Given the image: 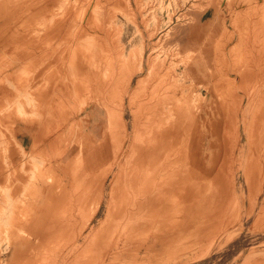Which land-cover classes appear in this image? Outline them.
<instances>
[{"label":"rangeland","instance_id":"374dc122","mask_svg":"<svg viewBox=\"0 0 264 264\" xmlns=\"http://www.w3.org/2000/svg\"><path fill=\"white\" fill-rule=\"evenodd\" d=\"M45 1L0 0V45L6 46L7 44V47L13 48L14 46L15 48V46L20 43L19 46H24L27 52L32 49V52L35 51V47H39L38 51L44 49L42 52L37 53L38 55H50L51 52L53 54V51L59 52L66 50V52H59L58 54L68 56L61 58V61L60 58L47 57L35 58L34 60L31 59V61L28 59V62L24 63V65L19 68L20 70L17 69V72L15 71V73H13L15 76H13L11 73L12 68L10 67V69L9 65H12L13 62H20L21 60H8L5 56L7 53L4 51L6 48L0 49V57L2 55V57L6 58L0 59V76H2L0 77V264H264V115L261 116V119L259 118V115L264 113V91L261 90L264 89V0H125V2L124 0H118L117 2L116 0ZM222 6L225 7L227 11ZM232 10L233 13H230ZM261 12L262 14H260ZM59 15L61 17H59ZM248 15L250 16L249 19L247 17ZM92 20L93 23L91 22ZM220 21H222L221 24ZM71 22L73 23L68 26ZM85 25L89 27L87 26V28ZM192 25H194L195 28ZM219 25L221 26L220 29ZM66 27H70V29ZM84 28L86 30H83ZM48 31H52L54 34ZM192 33L194 35H192ZM233 33L234 36L232 35ZM69 34H71V36ZM55 35H57L56 38L54 37ZM4 37L5 39H3ZM105 37L111 38L110 41H108L109 39H105ZM199 39L202 41H199ZM209 39L212 40V42ZM13 40L16 43H13ZM6 41L9 43L12 42V45L11 43H6ZM1 42L3 44H1ZM109 47L110 49L118 47L121 52L119 61L125 66L121 76L122 85L124 86L128 78H131L133 81L132 88L134 90L136 89L137 92V102L134 107L131 108L127 101L125 105L124 119L129 130V144L132 142L134 134L137 138L136 145L138 147L143 146V142L145 145L150 144L152 138L151 134L157 124L163 123L168 127H174L175 133L172 130L171 137L169 136L167 138L165 146L159 150L160 152L158 151L156 153L157 155L154 156L151 162L148 159V167H157L160 170L159 173H161H157V179L154 180L155 186L158 187L155 189L157 191L170 189L164 197H161V199L168 203V210L166 212V215H168L167 223L165 226L159 223L155 226L147 224L141 228L130 229L125 233H118L117 235L116 233H111L110 235L112 237L108 234V237L106 236L104 238V240L107 238L104 243L103 239L99 242L98 240L96 241L95 238H91L90 241L89 230H87L85 233L86 235L79 240L77 245L75 244L77 234L82 231L86 221L93 215L98 200L100 199L98 188L99 181L103 175L107 174V172L109 173L111 168L110 162L107 164L108 166L106 164V166H102L98 163L100 168L96 163L94 165V162L97 161V157L89 155L91 152V145L97 147L102 141L103 136L107 137V135H109L108 137H110L111 140L109 142L110 145L113 143L112 146H110L111 160L113 158L112 153L117 151L121 144V133L119 126H117L118 123L116 120H113L111 124V118H116V110L119 109L121 105L120 103L124 92L121 89L115 90L111 98L109 96L108 107L101 97V92L95 90L93 87V81L96 79L100 78L102 81L106 82L105 80H109L110 77H112L109 71L111 66H108L110 60L107 59L110 55L108 53L110 51L107 52ZM102 49L107 50L101 52L100 50ZM213 52L215 54H213ZM244 54L246 55L244 56ZM102 55L105 56L103 57ZM74 56H79L80 58ZM150 58L151 61H149ZM79 63H81V65H79ZM141 64L143 65L142 72L140 71ZM78 65L79 67H77ZM208 65L210 66L208 67ZM221 65L226 69H223ZM214 68L215 70H212ZM227 68H229V70ZM4 69L7 70L5 71ZM65 70L66 73H64ZM5 72L6 74H3ZM150 72L151 77H148L150 76ZM57 76L58 78H56ZM243 76H246V78ZM230 77L231 79H229ZM139 79L143 83L140 87H138V83L140 82ZM257 79L259 81L262 79L260 84ZM214 81L216 84H214ZM218 85H220V88ZM53 90L55 93L52 92ZM182 92L184 95H182ZM151 93H154L153 97L156 102L161 104L159 109H155L154 107L151 108L145 104L147 102L146 98L149 97ZM236 94L240 96H236ZM57 99L59 103H55L58 102ZM56 104L58 105L57 107L55 106ZM48 105L49 107L47 110ZM225 106L226 108L224 109ZM254 106L255 109L253 108ZM55 107L56 109H53ZM210 110H212V112ZM219 110L221 114L217 113L220 112ZM51 113L55 115V119H52L54 116L52 117ZM216 114H218L217 120L215 119ZM46 117L48 119H46ZM201 117L203 120H201ZM237 118L239 123L236 120ZM215 120L218 122L216 123ZM212 121L215 124H213ZM226 121H229V123H226ZM196 122L201 124L199 126L200 129ZM223 122L226 124L223 125ZM211 123L214 125L213 130L214 128H218V126L221 128L213 131ZM187 125L188 127H186ZM116 127H118V129ZM229 127L231 129H229ZM194 128L195 130H193ZM222 130H225L224 134L226 137L222 133ZM55 131L61 132L56 135ZM136 131L137 134L135 133ZM216 131L219 134H216ZM195 132L198 133V140L201 138V141L197 140L199 143L196 141ZM254 133L261 137L255 136ZM235 134L236 136L239 135L236 137ZM53 135L56 139L53 138ZM222 135L227 140H225ZM246 135H248L249 138ZM185 139L187 140L186 142ZM191 139H193V142ZM253 140L256 143H254ZM223 141H225V144L228 146L227 148L223 147L226 146L223 145ZM227 141H231L230 145H228L229 143ZM196 144H198L199 147ZM182 148L184 151H182ZM195 148L199 149V152L196 151V153ZM225 148L226 150L224 151ZM226 151L231 155H226ZM175 152H177L178 155H176L177 153ZM199 153H201V155ZM222 153L225 154L223 155ZM138 155L139 153L137 154L136 152L129 156L133 159H137ZM170 155L171 157H169ZM188 155H190V158H188ZM121 156H123V152H121ZM13 157H16V159ZM194 157L196 158L195 160H193ZM198 157L199 159L197 160ZM229 157L230 160L228 159ZM223 158L227 159L224 160ZM196 160L199 163L196 162L195 166L194 163ZM253 160H255L256 162H254L257 164H255ZM227 161L229 165L226 163ZM203 162L207 168L204 166ZM216 162H219L220 165ZM223 162H225L226 166ZM250 162L254 163L252 167L250 166L251 168L249 167ZM191 163H193V166ZM222 163V166L226 167L225 169H222ZM212 166L215 167H213V172L211 171ZM248 168H250V170H248ZM84 169H88L87 172L93 173L89 174V182L91 181L89 185L91 187L87 185L83 177L80 176V174H85ZM253 169H256L255 171L257 172ZM219 171H221L222 174L220 172L219 175ZM206 172L208 177L206 175L204 178L203 176ZM224 172H226L227 175H223ZM110 173L107 181V190H105L102 203L96 213L94 225L97 224V221L104 218L106 204L111 198L109 197V193H113L114 195L116 193L115 187L114 189L112 188V183L118 178V169ZM252 173L253 175H257L253 176ZM162 175H166L165 178L167 177V183L163 182L164 176ZM229 176H232V178ZM250 176H253L254 179L253 177L250 178ZM217 177L220 181L217 180ZM193 178L196 179L194 180ZM224 179H228L227 182L224 181ZM179 180L181 181L180 183ZM191 180L195 181L196 185L195 182ZM216 181H218V184L219 182L221 184L218 185L215 183ZM173 182H175L176 185ZM191 182L193 184H191ZM172 185L175 187H172ZM227 185L229 190L226 189ZM169 186L172 187V189L169 188ZM73 187H75V189H73ZM219 190H221L220 192L223 196L220 194ZM201 191L205 192L202 193ZM86 192L88 193L87 195ZM184 193L186 195L189 194L188 197H190L188 198L186 195H183ZM167 196L168 198H165ZM177 196L178 198H174ZM94 197H96V200ZM119 197L120 192L118 191L116 198ZM223 197L226 203L223 201ZM65 198H69V200ZM49 199H51V201L56 200L58 204L50 202ZM199 200H201V202ZM217 200H219V202ZM194 201L196 203L199 202L195 205L196 203L193 204ZM45 202L46 205H43ZM64 202H69V204ZM186 202L188 204H186ZM55 207L56 209H53ZM185 208L188 210H185ZM221 208H224L223 211H221ZM37 211L41 213L38 214ZM75 211V215H72ZM71 212L72 214H70ZM213 212L218 216L215 214L213 215ZM68 215L70 217H68ZM185 216L186 218L188 217V220L185 219ZM62 218L64 220H62ZM52 220H54V222ZM61 222H64L65 227L60 229L57 228L55 230L57 234H44L45 232L53 231L54 227L52 226L61 224ZM28 224H30V226H28ZM199 226H201L204 231L199 228ZM25 228L28 229L26 230ZM198 228L199 231L197 232L196 229L198 230ZM200 229L202 233H200ZM205 229H207L206 232ZM40 232L42 235H40ZM126 239H129L130 242L127 243Z\"/></svg>","mask_w":264,"mask_h":264},{"label":"bare ground","instance_id":"6f19581e","mask_svg":"<svg viewBox=\"0 0 264 264\" xmlns=\"http://www.w3.org/2000/svg\"><path fill=\"white\" fill-rule=\"evenodd\" d=\"M45 1V0H44ZM52 1V0H51ZM83 1V0H82ZM91 1V0H90ZM94 1V0H93ZM100 1V0H99ZM98 1V2H99ZM105 1V0H104ZM118 0H116V2H117ZM135 1V0H134ZM261 1V0H260ZM46 2V1H45ZM49 2V1H48ZM96 2V1H95ZM124 2H125V0H124ZM220 2V1H219ZM42 3V2H41ZM84 3V2H83ZM34 4V3H33ZM47 4V3H46ZM45 4V5H46ZM85 4H86V2H85ZM95 4V3H94ZM114 4V3H113ZM117 5H119L118 3H116ZM122 4V3H121ZM125 4H128V3H125ZM221 4V3H220ZM224 4V3H223ZM12 5V4H11ZM35 5V4H34ZM49 5H50V3H49ZM48 5V6H49ZM88 5H89V3H88ZM122 5H124V4H122ZM219 5V4H218ZM1 6V5H0ZM43 6V5H42ZM57 6V5H56ZM86 6V5H85ZM90 6H91V4H90ZM125 6V5H124ZM127 6V5H126ZM214 6V5H213ZM227 6V5H226ZM8 7V6H7ZM46 7V6H45ZM115 7V6H114ZM138 7V6H137ZM223 7V6H222ZM248 7V6H247ZM43 8V7H42ZM53 8V7H52ZM74 8V7H73ZM139 8V7H138ZM223 8H225V7H223ZM32 9V8H31ZM45 9V8H44ZM48 9V8H47ZM51 9V8H50ZM226 9V8H225ZM40 10V9H39ZM81 10V9H80ZM86 10V9H85ZM87 10L89 11V9L87 8ZM139 10V9H138ZM208 10H210V9H208ZM215 10V9H214ZM224 10V9H223ZM9 11V10H8ZM35 11V10H34ZM47 11V10H46ZM78 11V10H77ZM105 11H107V10H105ZM211 11V10H210ZM226 11H227V9H226ZM241 11V10H240ZM56 12V11H55ZM91 12V11H90ZM89 12V13H90ZM33 13H35V12H33ZM137 13V12H136ZM230 13H233V10H232V12H230ZM252 13V12H251ZM44 14H46V13H44ZM86 14V13H85ZM260 14H262V12L260 13ZM10 15V14H9ZM19 15V14H18ZM7 16V15H6ZM16 16V15H15ZM241 16V15H240ZM253 16V15H252ZM3 17V16H2ZM19 17V16H18ZM59 17H61L60 15H59ZM85 17V16H84ZM89 17V16H88ZM222 17V16H221ZM248 17V19H249V15L247 16ZM12 18V17H11ZM109 18V17H108ZM223 18H224V16H223ZM252 18H254V17H252ZM258 18V17H257ZM4 19V18H3ZM2 19V20H3ZM63 19V18H62ZM105 19V18H104ZM219 19H221V18H219ZM246 19V18H245ZM6 20V19H5ZM14 20V19H13ZM90 20H91V18H90ZM89 20V21H90ZM215 20V19H214ZM224 20V19H223ZM67 21H68V19H67ZM66 21V22H67ZM72 21V20H71ZM138 21V20H137ZM210 21V20H209ZM232 21V20H231ZM65 22V23H66ZM74 22V21H73ZM73 22H71L70 24H68V26L69 25H71ZM81 22V21H80ZM92 23H93V20L91 21ZM214 22V21H213ZM230 22V21H229ZM261 22V21H260ZM56 23V22H55ZM104 23V22H103ZM209 23V22H208ZM210 23H211V21H210ZM219 23V22H218ZM222 23V21H220V24ZM245 23V22H244ZM256 23H258V22H256ZM263 23V22H262ZM11 24V23H10ZM13 24V23H12ZM86 24H87V22H86ZM214 24V23H213ZM16 25V24H15ZM18 25V24H17ZM55 25V24H54ZM81 25V24H80ZM104 25V24H103ZM212 25V24H211ZM12 26V25H11ZM52 26V25H51ZM75 26H76V24H75ZM74 26V27H75ZM86 26V25H85ZM88 26V25H87ZM86 26V27H87ZM193 27H194V25H192ZM212 26H214V25H212ZM220 26V25H219ZM218 26V27H219ZM230 26V25H229ZM250 26V25H249ZM80 27V26H79ZM83 27V26H82ZM89 27V26H88ZM87 27V28H88ZM104 27V26H103ZM192 27V28H193ZM231 27V26H230ZM235 27V26H234ZM258 27V26H257ZM259 27H260V24H259ZM15 28V27H14ZM53 28V27H52ZM67 28V27H66ZM102 28V27H101ZM191 28V27H190ZM195 28V27H194ZM221 28V26L219 27V29ZM237 28V27H236ZM249 28V27H248ZM65 29V28H64ZM67 29H70V27L69 28H67ZM81 29V28H80ZM197 29V28H196ZM219 29H218V31H219ZM225 29V28H224ZM227 29H229V28H227ZM238 29V28H237ZM259 29V28H258ZM261 29V28H260ZM11 30V29H10ZM83 30H86L85 28L83 29ZM89 30H91V29H89ZM96 30V29H95ZM95 30H92V31H95ZM101 30V29H100ZM215 30V29H214ZM217 30V29H216ZM243 30V29H242ZM245 30V29H244ZM7 31V30H6ZM55 31H57V30H55ZM71 31V30H70ZM88 31V30H87ZM86 31V32H87ZM91 31V32H92ZM226 31V30H225ZM230 31V30H229ZM232 31V30H231ZM260 31V30H259ZM49 33L50 32H52V31H48ZM73 32V31H72ZM101 32H102V30H101ZM100 32V33H101ZM103 32H104V28H103ZM102 32V33H103ZM233 32V31H232ZM48 33V34H49ZM53 33V32H52ZM66 33H67V30H66ZM85 33V32H84ZM89 33H90V31H89ZM97 33V32H96ZM197 33V32H196ZM198 33H199V31H198ZM8 34V33H7ZM54 34V33H53ZM52 34V35H53ZM57 34V33H56ZM64 34H65V31H64ZM105 34H106V31H105ZM51 35V36H52ZM70 36H71V34H69ZM92 35V34H91ZM99 35V34H98ZM101 35V34H100ZM192 35H194L193 33H192ZM210 35V34H209ZM209 35H207L208 37H210ZM224 35H225V33H224ZM233 36H234V33L232 34ZM239 35V34H238ZM246 35V34H245ZM248 35V34H247ZM264 35V34H263ZM56 36L57 35H55L54 37L56 38ZM58 36H60V35H58ZM63 36V35H62ZM62 36H61V38H62ZM81 36V35H80ZM84 36V35H83ZM86 36V35H85ZM90 36V35H89ZM202 36V35H201ZM201 36H199V37H201ZM253 36V35H252ZM258 36V35H257ZM261 36V35H260ZM66 37V36H65ZM194 37H196V36H194ZM193 37V38H194ZM218 37V36H217ZM226 37V36H225ZM254 37V36H253ZM262 37V36H261ZM264 37V36H263ZM11 38V37H10ZM14 38V37H13ZM58 38V37H57ZM67 38V37H66ZM72 38V37H71ZM83 38V37H82ZM103 38V37H102ZM101 38V39H102ZM113 38V37H112ZM203 38H205V37H203ZM249 38H250V36H249ZM1 39V38H0ZM3 39H5V37L3 38ZM44 39V38H43ZM53 39V38H52ZM63 39H64V37H63ZM79 39V38H78ZM105 39H109V38H107V37H105ZM111 39V38H110ZM110 39L108 40V41H110ZM195 39H197V38H195ZM212 39V38H211ZM229 39V38H228ZM240 39V38H239ZM262 39V38H261ZM7 40H9V39H7ZM15 40V39H14ZM14 40H13V43H16V42H14ZM36 40V39H35ZM59 40V39H58ZM66 40V39H65ZM81 40V39H80ZM97 40V39H96ZM95 40V41H96ZM210 40V39H209ZM218 40V39H217ZM242 40V39H241ZM10 41V40H9ZM75 41V40H74ZM107 41V42H108ZM199 41H202V40H200L199 39ZM211 42H212V40H210ZM230 41V40H229ZM233 41V40H232ZM231 41V42H232ZM18 42H20V41H18ZM33 42H35V41H33ZM37 42V41H36ZM71 42V41H70ZM195 42V41H194ZM208 42V41H207ZM206 42V43H207ZM227 42V41H226ZM252 42V41H251ZM254 42V41H253ZM258 42H259V40H258ZM4 43H5V41H4ZM6 43H9L8 41H6ZM11 43V45H12V42H10ZM9 43V44H10ZM21 43H22V41H21ZM26 43V42H25ZM80 43V42H79ZM104 43L106 44V42L104 41ZM113 43V42H112ZM111 43V44H112ZM235 44H237L236 42H234ZM1 44H3L2 42H1ZM30 44V43H29ZM35 44V43H34ZM45 44V43H44ZM74 44V43H73ZM207 44H209V43H207ZM206 44V45H207ZM216 44V43H215ZM258 44V43H257ZM256 44V45H257ZM18 45V44H17ZM17 45L15 46V48H14V46H13V48H11V47H7L8 45L6 44V46L5 45H0V49L1 48H6V50H4L5 51V53H7V55H5L6 56V58L9 60V59H16V60H14V61H17V60H21L20 62H13L12 63V65L10 66L9 65V68L11 69V73L13 74V73H15V71L17 72V69H19L21 66H23L24 65V63H27L28 61V59H29V61H31V59H35V58H45V57H47V58H60V61H61V58H64V57H66L67 55H59L58 53L59 52H66V50H64V51H59V52H57V51H53V54H52V52L50 53V55H42V54H40V55H38L37 53H39V52H42V51H38L39 49V47L37 48V47H35V51H33L32 52V50H29L28 52L26 51V49H25V47L24 46H19L20 45V43H19V45H18V47H17ZM39 45V44H38ZM99 45V44H98ZM107 45V44H106ZM210 45H211V43H210ZM225 45H226V43H225ZM234 45V44H233ZM249 45V44H248ZM248 45H246V46H248ZM254 45V44H253ZM55 46H56V43H55ZM54 46V47H55ZM201 46V45H200ZM208 46V45H207ZM218 46V45H217ZM242 46H244V45H242ZM262 46V45H261ZM52 47V46H51ZM104 47V46H103ZM203 47V46H202ZM223 47V46H222ZM221 47V48H222ZM236 47H237V45H236ZM257 47H259V46H257ZM8 48V49H7ZM41 48V47H40ZM43 48V47H42ZM73 48V47H72ZM107 48H108V46H107ZM205 48V47H204ZM213 48H214V46H213ZM217 48V47H216ZM249 48V47H248ZM78 49V48H77ZM210 49V48H209ZM212 49V48H211ZM215 49V48H214ZM225 49V48H224ZM223 49V50H224ZM230 49V48H229ZM258 49V48H257ZM107 49H102V50H100L101 52L103 51H106ZM202 50V49H201ZM206 50V49H205ZM204 50V51H205ZM220 50V49H219ZM243 50H244V47H243ZM2 51V50H1ZM31 51V52H30ZM37 51V52H36ZM108 51H110V52H108ZM211 51H213V50H211ZM226 51V50H225ZM238 51V50H237ZM251 51V50H250ZM259 51V50H258ZM262 51H263V49H262ZM48 52V51H47ZM50 52V51H49ZM67 52H68V49H67ZM107 52L110 54L109 55V57L107 58L108 60H110L111 61V63H110V61H109V65L108 66H111V69L110 68H108V69H110L109 71H110V73L112 74L111 76L112 77H110V75H109V77H110V79L108 80H105L106 82H104V81H102V79H100V78H98V79H96L95 81H93V87L95 88V90H97V91H100L101 92V97H102V99H104V103L106 104V106H108L109 107V104H108V99H109V96H110V98H111V96H112V94L114 93V91L115 90H118V89H121L124 93H123V96H122V99H121V105H120V107H119V109H117L116 111V118L115 119H113V118H111V116H110V118H111V124H112V122H113V120H116V122L118 123V125L117 126H119V129H120V133H121V144H120V147L118 148V150L117 151H114L112 154H113V158L110 160V151H111V148H110V146H112V144L110 145V137H108L109 135H107V137H104L103 136V139H102V141L100 142V144L99 145H97V147H95L94 145H91V148H90V156L91 155H93V156H96L97 157V161L96 162H94V165H95V163H96V165L98 166L99 164L100 165H107V164H109V162H110V166H111V168H110V171H109V173L111 172V173H113V171L115 170V169H118V175H117V180L116 181H114L112 184V188L114 189V187H115V190H116V193H115V195L113 194V193H109V197H111L110 199H109V201L107 202V204H106V211H105V214H104V218L102 219V220H99V221H97V224L96 225H94V221H95V217H96V213H97V211H98V209H99V206L101 205V203H102V197H103V195L105 194V190H107V181H108V177H109V173L107 172V174H105V175H103L102 176V178L100 179V181H99V185H98V188H99V194H100V196H99V200H98V204H97V206H96V209L94 210V213H93V215L86 221V223H85V225L83 226V229H82V231H80L78 234H77V237H76V239H75V244H77V243H79V240L82 238V237H84L86 234V232H87V230H89V240L91 241V238L93 239V238H95V240L97 241H99L100 242V240L101 239H103V243H104V241H106V239L104 240V238L109 234H111V233H116V235L118 234V233H125L127 230H130V229H138V228H141L142 226H144V225H147V224H150V225H152V226H155L156 224H161L162 226H165L166 225V223H167V216L168 215H166V212H167V210H168V203L166 202V201H164L163 199H161V197L163 196H165L166 194H167V192H168V190H170V189H167V190H161V191H157L155 188H158V187H156L155 186V184H154V180L155 179H157V173H159L160 172V170L157 168V167H148V164H149V160H150V162L154 159V156H156L157 154V152L160 150V149H162L164 146H165V144H166V142H167V138L172 134V130H173V132H174V127L173 128H171V127H168L167 125H164L163 123L162 124H157V125H155V127H154V130H153V132H152V134H151V141H150V144H148V145H145L144 144V142H143V146H137L136 145V140H137V138H136V135L134 134V138L132 139V142L129 144V141H130V135H129V130H128V125H127V123H126V121H125V105H126V101L128 102V104H129V106L131 107V108H133L134 107V105H135V103L137 102V100H136V96H137V92H136V89L134 90L132 87H133V81H132V79L131 78H128V80H127V82H126V84L123 86L122 85V82H121V76H122V70H123V68L125 67L124 66V64L123 63H121L120 61H119V59H120V51H119V49H118V47L116 48H111L110 49V47H109V50H107ZM203 52V51H202ZM219 52V51H218ZM222 52V51H221ZM228 52H229V50H228ZM242 52V51H241ZM240 52V53H241ZM46 53V52H45ZM114 53H115V55H114ZM226 53V52H225ZM233 53V52H232ZM245 53V52H244ZM78 54V53H77ZM85 54V53H84ZM101 54V53H100ZM118 54V55H117ZM143 54H144V52H143ZM205 54H206V52H205ZM213 54H215L214 52H213ZM212 54V55H213ZM220 54V53H219ZM229 54V53H228ZM235 54H236V52H235ZM80 55V54H79ZM211 55V56H212ZM246 54H244V56H245ZM261 55V54H260ZM264 55V54H263ZM72 56V55H71ZM82 56V55H81ZM103 56V55H102ZM105 56V55H104ZM103 56V57H104ZM107 56H108V54H107ZM106 56V57H107ZM220 56V55H219ZM236 56V55H235ZM238 56V55H237ZM249 56V55H248ZM68 57V56H67ZM74 57H78V58H80L79 56H74ZM151 57V56H150ZM227 57V56H226ZM242 57V56H241ZM1 58H5V57H2V55H1V57H0V59ZM5 58V59H6ZM212 58H213V56H212ZM215 58V57H214ZM233 58V57H232ZM237 58V57H236ZM245 58V57H244ZM249 58V57H248ZM260 58V57H259ZM66 59V58H65ZM106 59V60H107ZM206 59H207V57H206ZM208 59H209V57H208ZM25 60H26V62H25ZM38 60V59H37ZM83 60V59H82ZM82 60H80V61H82ZM107 60V61H108ZM211 60V59H210ZM236 60V59H235ZM242 60V59H241ZM255 60H256V58H255ZM47 61V60H46ZM59 61V62H60ZM71 61V60H70ZM149 61H151V58H150V60ZM152 61H154V60H152ZM176 61V60H175ZM178 61V60H177ZM207 61V60H206ZM225 61V60H224ZM233 61V60H232ZM231 61V62H232ZM240 61V60H239ZM260 61V60H259ZM3 62V61H2ZM39 62H40V60H39ZM57 62V61H56ZM63 62V61H62ZM105 62V61H104ZM205 62V61H204ZM211 62V61H210ZM216 62V61H215ZM247 62H248V60H247ZM6 63H8V62H6ZM54 63V62H53ZM149 63V62H148ZM223 63V62H222ZM241 63H242V61H241ZM1 64V63H0ZM57 64V63H56ZM67 64V63H66ZM88 64V63H87ZM106 64V63H105ZM150 64V63H149ZM157 64V63H156ZM221 64V63H220ZM238 64H240V63H238ZM250 64V63H249ZM50 65V64H49ZM58 65V64H57ZM63 65V64H62ZM72 65V64H71ZM79 65H81V63H79ZM79 65L77 66V67H79ZM86 65V64H85ZM214 65H216V64H214ZM223 65V64H222ZM221 65V67L223 68V66ZM228 65V64H227ZM230 65V64H229ZM233 65V64H232ZM264 65V64H263ZM5 66V65H4ZM149 66V65H148ZM210 65H208V67H209ZM226 66V65H225ZM235 66V65H234ZM259 66H261V65H259ZM3 67V66H2ZM6 67V66H5ZM8 67V66H7ZM29 67V66H28ZM30 67H32V66H30ZM65 67V66H64ZM81 67V66H80ZM96 67V66H95ZM139 67V66H138ZM164 67H165V65H164ZM218 67H219V65H218ZM257 67V66H256ZM45 68V67H44ZM69 68V67H68ZM149 68H150V66H149ZM159 68V67H158ZM217 68V67H216ZM225 68V67H224ZM223 68V69H224ZM260 68V67H259ZM66 69V68H65ZM92 69V68H91ZM108 69H107V71H108ZM125 69V68H124ZM166 69H168V68H166ZM171 69H173V68H171ZM226 69V68H225ZM228 70H229V68H227ZM233 69H235V68H233ZM245 69V68H244ZM247 69V68H246ZM3 70V69H2ZM5 71L7 70V69H4ZM20 70V69H19ZM29 70V69H28ZM56 70V69H55ZM90 70V69H89ZM155 70V69H154ZM212 70H215V68L214 69H212ZM237 70V69H236ZM10 71V70H9ZM50 71V70H49ZM63 71V70H62ZM61 71V72H62ZM112 71V72H111ZM140 71L142 72L143 71V65L141 64L140 65ZM233 71H235V70H233ZM250 71V70H249ZM248 71V72H249ZM257 71V70H256ZM259 71H260V69H259ZM258 71V72H259ZM1 72H3V71H1ZM43 72V71H42ZM52 72V71H51ZM132 72V71H131ZM188 72V71H187ZM217 72V71H216ZM236 72V71H235ZM244 72V71H243ZM257 72V73H258ZM64 73H66V70H65V72ZM84 73V72H83ZM96 73V72H95ZM124 73V72H123ZM158 73V72H157ZM209 73V72H208ZM218 73V72H217ZM233 73V72H232ZM241 73V72H240ZM3 74H6V72L5 73H3ZM90 74V73H89ZM194 74V73H193ZM259 74L261 75V73L259 72ZM9 75V74H8ZM33 75V74H32ZM84 75V74H83ZM95 75V74H94ZM107 75V76H108ZM148 75V74H147ZM149 75L150 76H148V77H151V72L149 73ZM168 75V74H167ZM236 75V74H235ZM254 75V74H253ZM10 76V75H9ZM13 76H15L14 74H13ZM46 76V75H45ZM66 76V75H65ZM155 76V75H154ZM163 76V75H162ZM193 76V75H192ZM226 76V75H225ZM246 76H249V75H246ZM246 76L244 77V78H246ZM264 76V75H263ZM0 77H2V76H0ZM11 77V76H10ZM38 77V76H37ZM47 77V76H46ZM70 77V76H69ZM81 77V76H80ZM108 77V78H109ZM147 77V76H146ZM161 77V76H160ZM212 77V76H211ZM237 77V76H236ZM240 77V76H239ZM261 77V76H260ZM32 78H33V76H32ZM56 78H58V76L56 77ZM63 78V77H62ZM103 78V77H102ZM178 78V77H177ZM249 78V77H248ZM251 78V77H250ZM45 79V78H44ZM124 79V78H123ZM222 79V78H221ZM229 79H231V77L229 78ZM228 79V80H229ZM233 79V78H232ZM263 79V78H262ZM262 79H261V81H262ZM16 80V79H15ZM60 80V79H59ZM103 80H104V78H103ZM140 80V79H139ZM149 80H150V78H149ZM153 80V79H152ZM163 80V79H162ZM170 80H171V78H170ZM173 80V79H172ZM258 80V79H257ZM23 81V80H22ZM32 81V80H31ZM82 81V80H81ZM166 81V80H165ZM225 81V80H224ZM237 81V80H236ZM241 81V80H240ZM249 81V80H248ZM251 81V80H250ZM259 81V80H258ZM261 81H259V84H260V82ZM25 82V81H24ZM54 82V81H53ZM86 82V81H85ZM147 82V81H146ZM164 82V81H163ZM31 83V82H30ZM37 83V82H36ZM40 83V82H39ZM58 83H60V82H58ZM62 83V82H61ZM155 83V82H154ZM237 83V82H236ZM239 83V82H238ZM245 83V82H244ZM21 84V83H20ZM52 84V83H51ZM65 84V83H64ZM143 83L141 82V80H140V82L138 83V87H140L141 85H142ZM176 84V83H175ZM174 84V85H175ZM214 84H216L215 83V81H214ZM213 84V85H214ZM24 85V84H23ZM61 85V84H60ZM150 85V84H149ZM152 85H153V83H152ZM154 85H156V84H154ZM28 86V85H27ZM38 86V85H37ZM56 86H59V85H56ZM55 86V87H56ZM159 86V85H158ZM180 86V85H179ZM219 86V88H220V85H218ZM230 86V85H229ZM25 87V86H24ZM32 87V86H31ZM34 87V86H33ZM65 87V86H64ZM151 87V86H150ZM228 87V86H227ZM237 87V86H236ZM21 88V87H20ZM54 88V87H53ZM59 88V87H58ZM67 88V87H66ZM136 88V87H135ZM208 88V87H207ZM248 88V87H247ZM252 88V87H251ZM262 88V87H261ZM6 89V88H5ZM56 89H57V87H56ZM63 89V88H62ZM149 89V88H148ZM172 89V88H171ZM243 89V88H242ZM253 89V88H252ZM8 90V89H7ZM65 90V89H64ZM63 90V91H64ZM191 90V89H190ZM219 90V89H218ZM224 90V89H223ZM227 90V89H226ZM235 90V89H234ZM262 91H264V89H261ZM29 91V90H28ZM46 91V90H45ZM59 91H61V90H59ZM83 91V90H82ZM149 91V90H148ZM155 91H156V89H155ZM241 91H243V90H241ZM51 92V91H50ZM50 92H47V93H50ZM52 92H54V90L52 91ZM181 92V91H180ZM260 92V91H259ZM55 93V92H54ZM168 93H169V90H168ZM192 93V92H191ZM237 93V92H236ZM243 93V92H242ZM5 94V93H4ZM7 94V93H6ZM13 95H15L14 93H12ZM64 94H65V92H64ZM154 94V93H153ZM153 94L151 93V95L149 96V97H147L146 98V100H147V102L145 103V104H147L148 106H150L151 108H155V109H159L160 108V106H161V104H159V103H157L156 102V100H155V98L153 97ZM159 94V93H158ZM171 94V93H170ZM181 94V93H180ZM1 95V94H0ZM44 95V94H43ZM141 95V94H140ZM160 95V94H159ZM177 95V94H176ZM182 95H184L183 94V92H182ZM234 95H235V93H234ZM238 94H236V96H237ZM245 95V94H244ZM260 95V94H259ZM45 96V95H44ZM63 96V95H62ZM61 96V97H62ZM143 96V95H142ZM167 96H168V94H167ZM167 96H165V97H167ZM238 96H240V95H238ZM247 96H248V94H247ZM47 97V96H46ZM181 97V96H180ZM217 97V96H216ZM234 97V96H233ZM241 97H244V96H241ZM255 97H256V95H255ZM11 98V97H10ZM142 98V97H141ZM186 98V97H185ZM226 98V97H225ZM235 98V97H234ZM240 98V97H239ZM55 99V98H54ZM62 99V98H61ZM64 99V98H63ZM116 99V98H115ZM177 99V98H176ZM243 99V98H242ZM262 99V98H261ZM58 100V99H57ZM56 100V101H57ZM170 100H172V99H170ZM178 100V99H177ZM240 100V99H239ZM50 101V100H49ZM151 101H153V102H151ZM181 101H182V98H181ZM221 101V100H220ZM115 102H117V101H115ZM183 102V101H182ZM222 102V101H221ZM249 102V101H248ZM259 102V101H258ZM55 103H59V100H58V102H55ZM67 103V102H66ZM161 103V102H160ZM256 103H257V101H256ZM42 104V103H41ZM48 104V103H47ZM181 104H183V103H181ZM186 104V103H185ZM188 104V103H187ZM218 104V103H217ZM221 104H223V103H221ZM259 104V103H258ZM54 105V104H53ZM174 105H176V104H174ZM249 105V104H248ZM56 107L58 106L57 104L55 105ZM117 106V105H116ZM115 106V107H116ZM144 106V105H143ZM198 106H200V105H198ZM217 106V105H216ZM220 106V105H219ZM227 106V105H226ZM226 106L224 107V109L226 108ZM239 106H241V105H239ZM48 107H49V105L47 106V110H48ZM52 107V106H51ZM56 107L55 108H53V109H56ZM114 107V106H113ZM118 107V106H117ZM116 107V108H117ZM189 107V106H188ZM221 107V106H220ZM220 107H219V109H220ZM232 107V106H231ZM242 107V106H241ZM248 107V106H247ZM62 108V107H61ZM137 108V107H136ZM171 108V107H170ZM214 108V107H213ZM213 108H212V110H213ZM217 108V107H216ZM215 108V109H216ZM239 108V107H238ZM246 108V107H245ZM254 109H255V106L253 107ZM53 109H52V111H53ZM115 109V108H114ZM196 109V108H195ZM218 109V108H217ZM222 109V108H221ZM233 109V108H232ZM241 109V108H240ZM258 109V108H257ZM51 110V109H50ZM65 110V109H64ZM139 110V109H138ZM147 110V109H146ZM212 110H210L211 112H212ZM227 110H228V108H227ZM230 110V109H229ZM251 110V109H250ZM56 111V110H55ZM60 111V110H59ZM209 111V112H210ZM220 111V110H219ZM223 111V110H222ZM234 111V110H233ZM233 111H232V113H233ZM261 111V110H260ZM140 112V111H139ZM217 112V111H216ZM231 112V111H230ZM236 112V111H235ZM263 112V111H262ZM262 112H261V114H262ZM48 113H49V111H48ZM53 113V112H52ZM51 113V114H52ZM68 113V112H67ZM113 113V112H112ZM160 113V112H159ZM208 113V112H207ZM215 113V112H214ZM217 113H220L221 114V111L220 112H217ZM252 113V112H251ZM250 113V114H251ZM60 114V113H59ZM65 114H66V112H65ZM115 114V113H114ZM166 114V113H165ZM210 114V113H209ZM226 114V113H225ZM224 114V115H225ZM234 114V113H233ZM232 114V115H233ZM154 115V114H153ZM215 115V114H214ZM217 115L218 114H216V120H217ZM253 115V114H252ZM264 115V113L262 114V115H259L260 117V119H261V116H263ZM54 116V117H53ZM69 116V115H68ZM157 116H158V113H157ZM162 116V115H161ZM208 116H211V115H208ZM207 116V117H208ZM225 116H227V115H225ZM234 116V115H233ZM241 116H242V114H241ZM251 116V115H250ZM5 117V116H4ZM52 119H55V115H53L52 114ZM113 117V116H112ZM168 117V116H167ZM206 117V118H207ZM212 117V116H211ZM223 117V116H222ZM236 117H237V115H236ZM252 117V116H251ZM258 117V116H257ZM64 118V117H63ZM205 118V117H204ZM233 118V117H232ZM235 118V117H234ZM239 118V117H238ZM238 118L236 119L237 121H238V123H239V120H238ZM258 118V119H259ZM46 119H48L47 117H46ZM50 119V118H49ZM58 119H59V117H58ZM141 119V118H140ZM176 119V118H175ZM208 119V118H207ZM212 119V118H211ZM210 119V120H211ZM224 119H226V118H224ZM259 119V120H260ZM262 119H263V117H262ZM2 120V119H1ZM173 120V119H172ZM171 120V121H172ZM181 120V119H180ZM201 120H203L202 119V117H201ZM200 120V121H201ZM214 120V119H213ZM215 120V121H216ZM220 120V119H219ZM227 120V119H226ZM233 120V119H232ZM235 120V121H236ZM252 120V119H251ZM48 121V120H47ZM142 121V120H141ZM154 121V120H153ZM169 121V120H168ZM167 121V122H168ZM198 121V120H197ZM207 121V120H206ZM236 121V122H237ZM66 122V121H65ZM182 122V121H181ZM210 122V121H209ZM218 121H216V123H217ZM229 123V121H226V123ZM259 122V121H258ZM43 123V122H42ZM47 123V122H46ZM58 123V122H57ZM63 123V122H62ZM156 123V122H155ZM160 123H161V121H160ZM194 123V122H193ZM196 123H198V122H196ZM208 123V122H207ZM212 123H213V121H212ZM211 123V124H212ZM226 123H224L223 122V125L224 124H226ZM260 123H261V121H260ZM2 124V123H1ZM64 124V123H63ZM203 124V123H202ZM206 124V123H205ZM211 124H210V126H211ZM213 124H215V123H213ZM212 124V130H213V127H214V125ZM219 124V123H218ZM249 124V123H248ZM264 124V123H263ZM116 125V124H115ZM191 125V124H190ZM201 124L200 123H198V128H199V126H200ZM217 125V124H216ZM228 125H231V124H228ZM258 125V124H257ZM41 126V125H40ZM137 126V125H136ZM196 126H197V124H196ZM208 126H209V124H208ZM221 126V125H220ZM233 126H234V124H233ZM236 126V125H235ZM247 126V125H246ZM33 127V126H32ZM45 127V126H44ZM177 127H178V125H177ZM184 127V126H183ZM186 127H188V125L186 126ZM240 127V126H239ZM40 128H42V127H40ZM117 129H118V127H116ZM152 128V127H151ZM192 128V127H191ZM190 128V129H191ZM195 128H197V127H195ZM195 128L193 129V130H195ZM197 128V129H198ZM209 128V127H208ZM218 128H219V126H218ZM218 128H216V129H218ZM221 128V127H220ZM219 128V129H220ZM224 128V127H223ZM226 128V127H225ZM247 128V127H246ZM185 129V128H184ZM200 129V128H199ZM215 128H214V130H216ZM227 129V128H226ZM229 129H231L230 127H229ZM139 130V129H138ZM181 130H182V128H181ZM192 130V131H193ZM213 130V131H214ZM234 130V129H233ZM232 130V131H233ZM250 130H252V129H250ZM201 131V130H200ZM218 131V130H217ZM216 131V134H219L218 132ZM223 132V134L225 133L224 131L225 130H222ZM235 131V130H234ZM243 131H244V129H243ZM248 131V130H247ZM59 132H61V131H59ZM59 132H56L55 131V133H56V135H57V133H59ZM151 132V131H150ZM187 132V131H186ZM238 132V131H237ZM252 132V131H251ZM136 134H137V131L135 132ZM149 133V132H148ZM148 133H146V134H148ZM175 133V132H174ZM181 133V132H180ZM192 133H194V132H192ZM191 133V134H192ZM196 133V132H195ZM200 133V132H199ZM228 133V132H227ZM240 133V132H239ZM63 134V133H62ZM177 134V133H176ZM175 134V135H176ZM183 134V133H182ZM197 134L198 133H196V138H197ZM213 134V133H212ZM248 134V133H247ZM255 134V133H254ZM46 135V134H45ZM132 135V134H131ZM181 135V134H180ZM193 135V134H192ZM227 135V134H226ZM230 135V134H229ZM239 135V134H238ZM237 135V136H238ZM253 135V134H252ZM133 136V135H132ZM148 136H150V135H148ZM187 136H188V134H187ZM193 136H195V135H193ZM192 136V137H193ZM224 136H225V134H224ZM223 135H222V137L225 139V137H224ZM231 136V135H230ZM233 136V135H232ZM235 136H236V134H235ZM234 136V137H235ZM236 136V137H237ZM241 136V135H240ZM247 137H248V135H246ZM254 136V135H253ZM255 136H257V134H255ZM258 136H260V135H258ZM257 136V137H258ZM171 137V136H170ZM177 137V136H176ZM200 137H201V135H200ZM235 137V138H236ZM261 137V136H260ZM53 138L54 139H56L55 137H54V135H53ZM60 138H61V136H60ZM117 138V137H116ZM175 138V137H174ZM190 138V137H189ZM195 138V137H194ZM228 138V137H227ZM233 138V137H232ZM246 138V137H245ZM249 138V137H248ZM253 138V137H252ZM53 139V140H54ZM201 139V138H200ZM199 139V140H200ZM223 139V140H224ZM257 139V138H256ZM60 140H62V139H60ZM68 140V139H67ZM145 140V139H144ZM144 140H141V141H144ZM181 140V139H180ZM195 140V139H194ZM198 140V138L196 139V141ZM198 140V141H199ZM218 140V139H217ZM225 140H227V139H225ZM231 140V139H230ZM237 140V139H236ZM57 141V140H56ZM140 141V140H139ZM169 141V140H168ZM187 140L185 139V142H186ZM191 141L193 142V139H191ZM190 141V142H191ZM197 141V142H198ZM201 141V140H200ZM228 141H229V139H228ZM227 141V142H228ZM232 141V140H231ZM230 141V142H231ZM251 141V140H250ZM254 141V140H253ZM256 141H258V140H256ZM46 142V141H45ZM58 142V141H57ZM64 142V141H63ZM68 142H69V140H68ZM174 142V141H173ZM224 142V144L223 145H226L225 144V141H223ZM230 142H228L229 144L228 145H230ZM53 143V142H52ZM175 143H177V142H175ZM199 143V142H198ZM252 143V142H251ZM254 143H256L255 141H254ZM253 143V144H254ZM55 144V143H54ZM194 144H195V142H194ZM201 144V143H200ZM258 144V143H257ZM47 145V144H46ZM49 145V144H48ZM126 145H127V147H126ZM141 145V144H140ZM177 145V144H176ZM175 145V146H176ZM179 145V144H178ZM196 145H198V144H196ZM54 146V145H53ZM236 146V145H235ZM259 146V145H258ZM262 146H263V144H262ZM51 147V146H50ZM185 147V146H184ZM195 147V146H194ZM198 147H199V145H198ZM197 147V148H198ZM223 147H228L227 145L226 146H223ZM230 147V146H229ZM170 148V147H169ZM201 148V147H200ZM226 148L224 149V151L226 150ZM233 148V147H232ZM252 148V147H251ZM196 149V148H195ZM229 149V148H228ZM236 149V148H235ZM261 149H262V147H261ZM60 150V149H59ZM249 150V149H248ZM253 150V149H252ZM251 150V151H252ZM47 151V150H46ZM113 151V150H112ZM163 151V150H162ZM180 151V150H179ZM182 151H184L183 150V148H182ZM199 152V149H196L195 150V152ZM233 151V150H232ZM39 152V151H38ZM59 152V151H58ZM63 152V151H62ZM121 152H123V156H121ZM137 152V154L139 153V155H138V158L137 159H133V158H131L129 155L130 154H134V153H136ZM160 152V151H159ZM190 152V151H189ZM196 152V153H197ZM219 152V151H218ZM227 152V151H226ZM225 152V153H226ZM229 152H230V150H229ZM256 152V151H255ZM254 152V153H255ZM175 153H177V152H175ZM181 153V152H180ZM183 153V152H182ZM193 153V152H192ZM224 153V154H225ZM49 154V153H48ZM47 154V155H48ZM59 154H60V152H59ZM87 154V153H86ZM195 154V153H194ZM200 155H201V153H199ZM216 154V153H215ZM223 154V153H222ZM223 154V155H224ZM228 154H230V153H226V155H228ZM249 154V153H248ZM264 154V153H263ZM34 155V154H33ZM125 155V156H124ZM175 155V154H174ZM176 155H178V153L176 154ZM196 155V154H195ZM231 155V154H230ZM230 155H228V156H230ZM255 155H256V153H255ZM16 156V155H15ZM56 156V155H55ZM90 156H87V157H90ZM163 156V155H162ZM181 156V155H180ZM185 156H187V155H185ZM189 157L188 158H190V155H188ZM192 156V155H191ZM215 156V155H214ZM217 156H219V155H217ZM258 156V155H257ZM257 156H256V158H257ZM17 157V156H16ZM16 157H13V158H15L16 159ZM163 157H165V156H163ZM169 157H171V155L169 156ZM168 157V158H169ZM172 157H175V156H172ZM184 157V156H183ZM200 157V156H199ZM199 157L197 158V160L199 159ZM251 157V156H250ZM259 157V156H258ZM263 157V156H262ZM12 158V159H13ZM95 158V157H94ZM181 158V157H180ZM216 158H219V157H216ZM93 159V158H92ZM149 159V160H148ZM176 159H178V158H176ZM196 158L194 157V159L193 160H195ZM214 159H215V157H214ZM224 159V158H223ZM227 159V158H226ZM226 159H224V160H226ZM229 160H230V157L228 158ZM250 159V158H249ZM253 159H255V158H253ZM96 160V159H95ZM163 160V159H162ZM172 160V159H171ZM180 160V159H179ZM195 161V163H194V165L196 164V162L197 163H199L198 161ZM201 160V159H200ZM199 160V161H200ZM233 160V159H232ZM91 161V160H90ZM181 161V160H180ZM186 161V160H185ZM215 161V160H214ZM213 161V162H214ZM244 161V160H243ZM255 160H253V162H254ZM258 161V160H257ZM29 162V161H28ZM104 162V163H103ZM107 162V163H106ZM157 162V161H156ZM155 162V163H156ZM173 162H175V161H173ZM191 162H192V160H191ZM220 162H222V161H220ZM256 162V161H255ZM254 162V163H255ZM99 163V164H98ZM101 163H103V164H101ZM180 163V162H179ZM204 163V162H203ZM215 163V162H214ZM217 163V162H216ZM224 164H225V162H223ZM223 163L221 164V167H222V169L224 168H226L225 166H226V164H225V166L223 167L222 165H223ZM227 164H228V161L226 162ZM233 163V162H232ZM236 163V162H235ZM247 163V162H246ZM254 163H251L250 162V164H249V167L251 166L252 167V164H254ZM90 164V163H89ZM157 164V163H156ZM217 164H219V162L217 163ZM248 164V163H247ZM255 164H257V163H255ZM259 164V163H258ZM50 165V164H49ZM62 165V164H61ZM100 165L98 166L99 168H100ZM105 165V166H106ZM167 165V164H166ZM171 165H172V163H171ZM188 165V164H187ZM191 165L193 166V163H191ZM199 165H201V164H199ZM203 165V164H202ZM214 165V164H213ZM220 165V164H219ZM229 165V164H228ZM102 166H101V168H102ZM108 166V165H107ZM169 166V165H168ZM196 166V165H195ZM204 166H205V163H204ZM248 166V165H247ZM257 166V165H256ZM259 166V165H258ZM164 167V166H163ZM206 168H207V166H205ZM214 166H212V169H211V171L215 168H213ZM217 167V166H216ZM245 167V166H244ZM250 167V168H251ZM92 168V167H91ZM108 168V167H107ZM151 168V169H150ZM165 168V167H164ZM196 168V167H195ZM194 168V169H195ZM240 168V167H239ZM250 168H248V170H250ZM96 169V168H95ZM176 169V168H175ZM174 169V170H175ZM180 169V168H179ZM192 169V168H191ZM190 169V170H191ZM199 169H200V166H199ZM201 169H202V167H201ZM204 169V168H203ZM218 169V168H217ZM243 169V168H242ZM5 170V169H4ZM87 170L88 169H84V175H81L80 174V176H82L83 177V179H84V181L87 183V185H89V183H91V181L89 182V174H93V173H89V171L87 172ZM98 170V169H97ZM159 170V171H158ZM168 170H170V169H168ZM207 170V169H206ZM221 170V169H220ZM227 170H228V168H227ZM247 170V171H248ZM254 170V169H253ZM256 170V169H255ZM254 170V171H255ZM257 170H259V169H257ZM261 170V169H260ZM54 171V170H53ZM61 171V170H60ZM72 171V170H71ZM162 171H163V169H162ZM166 171V170H165ZM173 171V170H172ZM176 171V170H175ZM204 171V170H203ZM203 171H202V173H203ZM207 171H209V170H207ZM55 172V171H54ZM87 172V173H86ZM98 172V171H97ZM105 172V171H104ZM205 172V171H204ZM210 172V171H209ZM208 172V173H209ZM213 172V171H212ZM220 172L221 171H219V173L218 172H216V173H218L219 175H220ZM244 172V171H243ZM249 172H252V171H249ZM255 172H257V171H255ZM258 172H260V171H258ZM96 173V172H95ZM110 173V174H111ZM177 173V172H176ZM182 173V172H181ZM192 173V172H191ZM201 173V174H202ZM216 173H215V176H216ZM248 173V172H247ZM254 173V172H253ZM253 173H252V175H253ZM116 174V173H115ZM159 174H161V173H159ZM167 174V173H166ZM170 174V173H169ZM194 174V173H193ZM214 174V173H213ZM221 174H222V172H221ZM227 175V173L226 172H224V174L223 175ZM244 174V173H243ZM250 174V173H249ZM260 174V173H259ZM258 174V175H259ZM76 175V174H75ZM180 175H182V174H180ZM185 175V174H184ZM190 175V174H189ZM206 175H207V172H206V174L203 176L204 178L206 177ZM210 175H212V174H210ZM231 175V174H230ZM234 175V174H233ZM257 174H254L253 176H256ZM159 176V175H158ZM162 176H164V175H162ZM166 176V175H165ZM165 176L163 177V182L165 183H167V177L165 178ZM168 176V175H167ZM179 176V175H178ZM186 176V175H185ZM191 176H193V175H191ZM198 176V175H197ZM213 176V175H212ZM253 176H250V178L251 177H253ZM4 177V176H3ZM71 177V176H70ZM177 177V176H176ZM175 177V178H176ZM207 177H208V175H207ZM218 177H220V176H218ZM218 177H217V180H218ZM230 178H232V176H229ZM228 177V178H229ZM19 178H20V176H19ZM22 178V177H21ZM57 178V177H56ZM98 178H99V176H98ZM159 178V177H158ZM186 178V177H185ZM221 178V177H220ZM248 178V177H247ZM13 179V178H12ZM16 179V178H15ZM58 179V178H57ZM82 179V180H83ZM93 179V178H92ZM91 179V180H92ZM181 179V178H180ZM194 179V178H193ZM196 179V178H195ZM194 179V180H195ZM200 179H203V178H200ZM208 179V178H207ZM215 179V178H214ZM253 179H254V177H253ZM160 180H161V178H160ZM222 180V179H221ZM228 180V179H227ZM227 180H225L224 179V181H226L227 182ZM257 180V179H256ZM83 181V182H84ZM176 181H178V180H176ZM191 181H193V180H191ZM212 181H213V179H212ZM218 181H220V179L218 180ZM218 181H216L215 183H217ZM231 181V180H230ZM247 181V180H246ZM251 181V180H250ZM253 181V180H252ZM95 182V181H94ZM181 181L179 180V183H180ZM189 182V181H188ZM193 182H195V181H193ZM208 182V181H207ZM226 182H225V184H226ZM234 182V181H233ZM14 183V182H13ZM93 183V182H92ZM171 183V182H170ZM174 184H175V182H173ZM191 184H193L192 182H191ZM203 184V183H202ZM218 184V183H217ZM219 184H221L220 182H219ZM218 184V185H219ZM2 185V184H1ZM170 185V184H169ZM176 185V184H175ZM180 185V184H179ZM189 185H190V183H189ZM195 185H196V182H195ZM204 185V184H203ZM79 186V185H78ZM90 186V185H89ZM97 186V185H96ZM165 186H167V185H165ZM171 186V185H170ZM169 186V188H171L172 189V187H175V186H173L172 185V187H170ZM224 186V185H223ZM75 187H77V186H75ZM75 187H73V189H75ZM91 187V186H90ZM111 187V186H110ZM163 187V186H162ZM180 187V186H179ZM207 187V186H206ZM221 187V186H220ZM226 187V186H225ZM234 187H235V185H234ZM93 188V187H92ZM95 189H97L96 187H94ZM186 188V187H185ZM188 188V187H187ZM191 188V187H190ZM203 188H204V186H203ZM208 188V187H207ZM206 188V189H207ZM229 187H228V185H227V190H229L228 189ZM51 189V188H50ZM79 189V188H78ZM94 189V190H95ZM112 189V191L114 192V190ZM179 189V188H178ZM205 189V188H204ZM18 190V189H17ZM186 190V189H185ZM190 190V189H189ZM216 190V189H215ZM19 191V190H18ZM78 191V190H77ZM83 191V190H82ZM92 191V190H91ZM111 191V192H112ZM120 192V197L119 198H116V194H117V192ZM176 191V190H175ZM183 191V190H182ZM186 191H188V190H186ZM221 190H219V192H220ZM226 191V190H225ZM234 191V190H233ZM42 192V191H41ZM46 192V191H45ZM55 192V191H54ZM90 192V191H89ZM172 192V191H171ZM174 192V191H173ZM184 192V191H183ZM190 192V191H189ZM189 192H187V193H189ZM202 192V191H201ZM203 192H205V191H203ZM202 192V193H203ZM227 192V191H226ZM230 192V191H229ZM79 193V192H78ZM84 193V192H83ZM194 193V192H193ZM238 193V192H237ZM54 194V193H53ZM74 194V193H73ZM77 194V193H76ZM88 193L86 192V195H87ZM174 194V193H173ZM180 194H182V193H180ZM201 194V193H200ZM218 194V193H217ZM217 194H215V195H217ZM220 194H221V192H220ZM226 194V193H225ZM231 194H233V193H231ZM66 195V194H65ZM95 195V194H94ZM96 195H97V193H96ZM183 195H186L185 193L183 194ZM183 195H182V197H183ZM188 195L189 194H187L186 196L188 197ZM199 195V194H198ZM202 195V194H201ZM214 195V196H215ZM219 195V194H218ZM217 195V196H218ZM222 195V194H221ZM42 196V195H41ZM53 196V195H52ZM71 196V195H70ZM74 196V195H73ZM113 196V197H112ZM171 196V195H170ZM175 196V195H174ZM210 196V195H209ZM223 196V195H222ZM225 196V195H224ZM243 196V195H242ZM55 197V196H54ZM98 197V196H97ZM190 197V196H189ZM188 197V198H189ZM194 197H195V195H194ZM216 197V196H215ZM219 197V196H218ZM39 198V197H38ZM49 198V197H48ZM73 198V197H72ZM93 198V197H92ZM96 197H94V199H95ZM165 198H168V196L167 197H165ZM174 198H178V196L177 197H174ZM180 198H181V195H180ZM179 198V199H180ZM193 198V197H192ZM221 198V197H220ZM226 198V197H225ZM228 198V197H227ZM46 199V198H45ZM66 200H69V198H65ZM75 199V198H74ZM80 199V198H79ZM82 199H83V197H82ZM184 199V198H183ZM223 199H224V197H223ZM253 199V198H252ZM50 200V202H54V203H56L57 201L55 200V201H51V199H49ZM54 200V199H53ZM96 200V199H95ZM175 200V199H174ZM186 201H188L187 199H185ZM184 200V201H185ZM237 200V199H236ZM47 201V200H46ZM65 201V200H64ZM77 201V200H76ZM94 201V200H93ZM104 201V200H103ZM183 201V202H184ZM200 202H201V200H199ZM198 201V202H199ZM218 202H219V200H217ZM222 201V200H221ZM223 201H225V199L223 200ZM228 201H229V199H228ZM33 202H34V200H33ZM86 202V201H85ZM175 202V201H174ZM178 202V201H177ZM197 202V203H198ZM237 202H239V201H237ZM29 203H31V202H29ZM61 203V202H60ZM63 203V202H62ZM64 203H67V202H64ZM73 203H74V201H73ZM87 203V202H86ZM176 203V202H175ZM196 202L194 201V203L193 204H195ZM197 203L195 204V205H197ZM225 203H226V201H225ZM236 203V202H235ZM34 204V203H33ZM56 204H58V203H56ZM67 204H69V202L67 203ZM81 204H82V202H81ZM84 204V203H83ZM185 204V203H184ZM186 204H188L187 202H186ZM189 204H192V203H189ZM201 204V203H200ZM218 204V203H217ZM43 205H46V202H45V204H43ZM94 205H95V203H94ZM238 205H240V204H238ZM30 206V205H29ZM51 206V205H50ZM67 206V205H66ZM70 206H72V205H70ZM78 206V205H77ZM188 206V205H187ZM191 206V205H190ZM47 207H49V206H47ZM57 207V206H56ZM56 207L55 208H53V209H56ZM69 207V206H68ZM185 207V206H184ZM189 207V206H188ZM203 207H204V205H203ZM220 207V206H219ZM224 207V206H223ZM237 207V206H236ZM243 207V206H242ZM45 208V207H44ZM62 208H64V207H62ZM74 208H75V206H74ZM89 208V207H88ZM94 208V207H93ZM226 208V207H225ZM244 208V207H243ZM43 209V208H42ZM77 209V208H76ZM187 208H185V210H186ZM222 209V208H221ZM224 209V208H223ZM223 209L221 210V211H223ZM235 209V208H234ZM240 209V208H239ZM242 209V208H241ZM45 210V209H44ZM48 210V209H47ZM51 210V209H50ZM67 210V209H66ZM83 210V209H82ZM85 210V209H84ZM188 210V209H187ZM219 210V209H218ZM217 210V211H218ZM49 211V210H48ZM52 211V210H51ZM67 211H69V210H67ZM191 211V210H190ZM225 211V210H224ZM38 212V214H40L41 212H39V211H37ZM53 212V211H52ZM44 213H45V211H44ZM43 213V214H44ZM56 213V212H55ZM54 213V214H55ZM67 213V212H66ZM65 213V214H66ZM74 214H72V212L70 213V214H72V215H75V213H76V211L75 212H73ZM80 213V212H79ZM196 213V212H195ZM222 213V212H221ZM50 214V213H49ZM56 214H58V213H56ZM183 214V213H182ZM181 214V215H182ZM206 214V213H205ZM217 215L216 213H214L213 212V215ZM219 214V213H218ZM46 215V214H45ZM51 215V214H50ZM179 215V214H178ZM207 215V214H206ZM220 215V214H219ZM238 215V214H237ZM242 215V214H241ZM58 216V215H57ZM77 216H78V214H77ZM196 216V215H195ZM218 216V215H217ZM54 217V216H53ZM56 217V216H55ZM68 217H70L69 215H68ZM212 217V216H211ZM240 217V216H239ZM44 218V217H43ZM45 218H46V216H45ZM57 218V217H56ZM61 218V217H60ZM78 218V217H77ZM188 218V217H187ZM186 218V216H185V219H187ZM209 218V217H208ZM50 219V218H49ZM48 219V220H49ZM55 219V218H54ZM58 219V218H57ZM76 219V218H75ZM192 219V218H191ZM260 219V218H259ZM62 220H64L63 218H62ZM72 220V219H71ZM188 220V219H187ZM214 220V219H213ZM28 221V220H27ZM53 222H54V220H52ZM204 221V220H203ZM218 221V220H217ZM235 221V220H234ZM25 222V221H24ZM31 222V221H30ZM60 222V221H59ZM65 222V221H64ZM64 222L62 223L61 222V224H58V225H54V226H52V227H54V230L53 231H50V232H45L44 234L46 235V234H51V235H54L55 233L57 234V232H55V230L57 229V228H63V227H65V224H64ZM67 222V221H66ZM69 222V221H68ZM72 222V221H71ZM76 222V221H75ZM240 222V221H239ZM261 222V221H260ZM47 223V222H46ZM48 223H49V221H48ZM77 223V222H76ZM169 223V222H168ZM191 223V222H190ZM219 223V222H218ZM238 223V222H237ZM14 224V223H13ZM21 224V223H20ZM219 224H221V223H219ZM15 225V224H14ZM26 225V224H25ZM32 225V224H31ZM66 225H68V224H66ZM168 225V224H167ZM231 225V224H230ZM18 226H19V223H18ZM28 226H30V224H28ZM95 226H96V229H95ZM234 226V225H233ZM237 226V225H236ZM235 226V227H236ZM25 227V226H24ZM79 227V226H78ZM225 227V226H224ZM47 228V227H46ZM67 228V227H66ZM162 228V227H161ZM199 228H201V226H199ZM199 228H198V230L196 229V231L198 232L199 231ZM203 228H205V227H203ZM26 230L28 229V228H25ZM65 229V228H64ZM81 229V228H80ZM153 229V228H152ZM202 229V228H201ZM200 229V230H201ZM229 229V228H228ZM35 230H36V228H35ZM41 230V229H40ZM43 230V229H42ZM74 230V229H73ZM164 230V229H163ZM174 230V229H173ZM203 230V229H202ZM202 230H201V232L200 233H202ZM212 230V229H211ZM242 230V229H241ZM44 231V230H43ZM42 231V232H43ZM68 231V230H67ZM204 231V230H203ZM207 231V229H205V232ZM231 231H233V230H231ZM162 232V231H161ZM170 232V231H169ZM29 233V232H28ZM41 233V232H40ZM69 233V232H68ZM166 233H168V232H166ZM59 234H60V232H59ZM62 234V233H61ZM65 234H66V232H65ZM194 234V233H193ZM224 234V233H223ZM40 235H42V233L40 234ZM139 235V234H138ZM188 235V234H187ZM196 235V234H195ZM206 235V234H205ZM213 235V234H212ZM93 236V237H92ZM111 236V235H110ZM222 236V235H221ZM32 237V236H31ZM108 237V236H107ZM112 237V236H111ZM110 237V238H111ZM211 237V236H210ZM216 237V236H215ZM218 237H219V235H218ZM86 238V237H85ZM218 239V238H217ZM112 240V239H111ZM110 240V241H111ZM127 240V243L128 242H130V240L129 239H126ZM126 240H125V242H126ZM37 241V240H36ZM90 241H88V242H90ZM215 241V240H214ZM58 242V241H57ZM65 242V241H64ZM102 242V241H101ZM109 242V241H108ZM71 243V242H70ZM91 243V242H90ZM90 243H89V245H90ZM98 243V242H97ZM215 243V242H214ZM219 243V242H218ZM66 244V243H65ZM107 244V243H106ZM63 245V244H62ZM67 245V244H66ZM78 245V244H77ZM101 245V244H100ZM71 246V245H70ZM92 246V245H91ZM104 246V245H103ZM211 246H213V245H211ZM64 249V248H63ZM74 251V250H73ZM100 251V250H99ZM171 251V250H170ZM178 253V252H177ZM60 254V253H59ZM65 255V254H64ZM256 255V254H255ZM261 255V254H260ZM58 257V256H57ZM248 258V257H247ZM61 259V258H60ZM173 260V259H172ZM58 261V260H57ZM31 262V261H30ZM62 262V261H61ZM9 264V263H8Z\"/></svg>","mask_w":264,"mask_h":264}]
</instances>
